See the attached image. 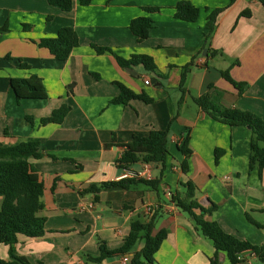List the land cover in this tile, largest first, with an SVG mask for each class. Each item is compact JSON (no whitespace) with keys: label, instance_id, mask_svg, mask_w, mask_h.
Returning a JSON list of instances; mask_svg holds the SVG:
<instances>
[{"label":"crops","instance_id":"0c3cea01","mask_svg":"<svg viewBox=\"0 0 264 264\" xmlns=\"http://www.w3.org/2000/svg\"><path fill=\"white\" fill-rule=\"evenodd\" d=\"M180 1L90 0L81 5L73 0V9L65 12L48 0H0V27H8L0 35V147L34 141L44 154L31 162L44 183L45 208L40 215L46 217V233L39 238L19 235L15 246L30 264H125V258L128 264L144 247L143 239L129 256L101 263L89 258L100 255L102 242L109 250L121 248L132 221L146 223L153 214L158 215L154 234L168 233L155 264H209L216 252L213 243L171 202L172 196H184L189 181L197 188L201 206H218L208 220L241 240L264 245V170L260 175L249 166L252 131L214 120L193 101L211 93L221 108H240L264 119V6L260 0H236L219 14L208 49L207 18L230 0H188L201 11L194 23L174 17ZM145 7L161 10L148 13ZM245 11L249 17L242 16ZM140 16L153 20L142 42L129 28ZM63 27L74 28L80 40L66 61L38 45ZM92 45L109 48L124 59L149 55L160 77L143 65L122 68L114 53L98 54ZM20 61L30 68H20ZM191 62L183 93L182 73ZM227 69L234 80L249 84L242 95L222 77ZM32 76L42 79L48 98L18 103L10 79ZM119 84L145 93L153 102L112 104L120 94ZM63 105L70 111L61 124L41 123ZM152 130H169L165 166L151 165L150 180L160 181L157 190L137 184L86 192L93 185L122 180L124 169L118 160L125 146ZM186 139L191 150L187 158L182 153ZM216 150L222 151L217 158ZM185 160L187 172L182 169ZM142 166L137 163L130 169ZM0 256L9 259L8 246L0 245ZM242 258V264L260 262L249 252ZM220 261L230 264L224 253Z\"/></svg>","mask_w":264,"mask_h":264},{"label":"trees","instance_id":"16d2710c","mask_svg":"<svg viewBox=\"0 0 264 264\" xmlns=\"http://www.w3.org/2000/svg\"><path fill=\"white\" fill-rule=\"evenodd\" d=\"M236 0H230L228 6L213 10L205 26L204 47H210L211 40L216 30L217 18L220 13L231 6ZM50 5L60 8L62 11L69 12L73 9V0H48ZM264 6V0H260ZM90 0H80L81 5H88ZM148 13L159 12V7H145ZM174 17L178 20L194 23L200 17V9L190 1L183 0L174 7ZM242 16L249 17L250 12L245 11ZM50 19V18H49ZM132 34L138 42H142L149 37L150 30L153 28V20L149 16H140L133 19L129 26ZM8 32V27H0V35ZM38 45L47 49L57 60L66 61L73 50L80 45V40L75 29L72 27L61 28L55 37H44L38 41ZM98 54L105 52L114 53L111 49L92 45ZM215 55L216 52H213ZM118 64L122 68H130L136 65H143L145 70L158 74L157 65L149 55H133L129 59H124L114 53ZM8 60H11L8 58ZM238 64L235 62L234 65ZM193 62L184 67L181 80V89L185 93V81L190 73ZM20 68L29 69L30 66L20 61ZM222 77L230 82L242 95L249 87L248 83L234 80L230 74V69L221 71ZM11 88L20 103L25 99L48 98V93L42 79L37 76L30 78H11ZM120 94L114 98L112 104L127 105L132 100H142L152 103L153 99L145 93L137 94L123 84H119ZM210 90H216L210 86ZM194 103L207 113L214 120L226 124L230 127L244 126L252 131L250 144V169L257 168L260 175L264 170V119L260 116L240 108H221L211 93H206L200 97L193 98ZM70 108L63 105L55 110L51 116L41 119L42 124L55 123L61 124ZM32 121L31 117H28ZM169 130H152L147 136L135 137L128 145L118 160L121 169H129L137 163H147L151 165L165 166L170 155L168 147ZM182 153L190 156L188 139L182 146ZM222 153L216 150V158ZM44 156L40 149V144L34 141H24L14 146L0 147V245L9 247V259L0 256V264H30L28 260L20 256L16 250L18 236L25 235L31 238L43 237L46 233V217L40 213L44 210V183L40 175L31 162L32 159H41ZM182 169L187 172L188 163H182ZM137 184H144L154 190L158 189L160 181L145 180L140 178H125L119 181L105 182L99 186H91L86 192L99 193L107 188L130 189ZM185 193L183 197L172 196L171 202L186 212L193 220L196 230L205 238L210 240L215 247V254L209 258V264H221L220 253H224L230 264H242V256L245 253H253L260 262L264 263V245L257 246L249 241L241 240L225 232L216 221L208 220L217 209L216 204L209 207L201 206L196 199L197 188L190 181L184 184ZM157 214H153L149 222L139 220L132 221L130 233L125 237L124 244L116 250H109L104 242L100 244V255L90 257V261L101 263L108 258L115 256H129L141 239L144 240V247L134 253L128 264H155V254L159 251L162 243L167 238V231L161 230L154 234ZM251 220V218L248 216Z\"/></svg>","mask_w":264,"mask_h":264},{"label":"built area","instance_id":"2783aa9c","mask_svg":"<svg viewBox=\"0 0 264 264\" xmlns=\"http://www.w3.org/2000/svg\"><path fill=\"white\" fill-rule=\"evenodd\" d=\"M145 83L150 84V80L146 79ZM125 178H140V179L150 180L151 179V164L143 163L142 169L140 170H133L130 168L124 169L123 174L120 179H125ZM226 180H229V177H226ZM124 261L126 264L128 259L125 258Z\"/></svg>","mask_w":264,"mask_h":264},{"label":"water","instance_id":"95a60500","mask_svg":"<svg viewBox=\"0 0 264 264\" xmlns=\"http://www.w3.org/2000/svg\"><path fill=\"white\" fill-rule=\"evenodd\" d=\"M151 82H152L153 84H155V83H156V79L153 78Z\"/></svg>","mask_w":264,"mask_h":264},{"label":"rangeland","instance_id":"374dc122","mask_svg":"<svg viewBox=\"0 0 264 264\" xmlns=\"http://www.w3.org/2000/svg\"><path fill=\"white\" fill-rule=\"evenodd\" d=\"M259 264H261V262H258Z\"/></svg>","mask_w":264,"mask_h":264}]
</instances>
